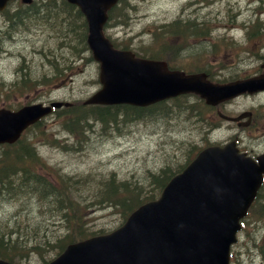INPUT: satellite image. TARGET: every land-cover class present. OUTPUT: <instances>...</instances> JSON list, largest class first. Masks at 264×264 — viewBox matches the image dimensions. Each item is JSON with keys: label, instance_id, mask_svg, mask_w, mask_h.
I'll return each instance as SVG.
<instances>
[{"label": "rangeland", "instance_id": "374dc122", "mask_svg": "<svg viewBox=\"0 0 264 264\" xmlns=\"http://www.w3.org/2000/svg\"><path fill=\"white\" fill-rule=\"evenodd\" d=\"M128 2V6L122 9L129 11L124 16L125 24H110L105 27V33L116 42L129 45L133 50H140L137 47H152L153 33L150 30L160 23L173 20L181 13L184 18L203 21L201 25L207 28V32L203 36L191 37L187 42L178 43L186 49L181 51L173 65H185L200 54L201 57L195 64L186 67L207 66L214 78L228 80L249 72L251 59L255 57V62L258 59L259 63L264 54V0ZM187 2L190 4L186 5ZM256 20L261 22L259 28L262 32L248 37L246 31ZM239 22H244L245 25ZM7 26L4 15L0 13V105L16 108L26 102H48L51 99L77 101L87 97L100 86L98 63L93 59L84 58L89 56V50L83 51L80 57L73 56L81 45L80 32L64 36L60 27L51 28L47 24L33 22L24 29L14 30L12 35L8 36L3 31ZM75 32H78V28ZM166 40L175 42L170 38ZM214 42L221 44L219 50L215 49ZM47 56H55L62 61L60 56L66 64H72V67L67 69L69 73L64 82L52 78L46 81L45 87H40L34 92L32 87L17 88L14 84L19 70L17 67L30 73L32 78L51 76L54 70L48 64ZM62 64L60 62L58 66ZM28 84L33 83L28 81ZM190 101L193 99L187 100ZM251 107L264 110V93L242 95L221 105L222 111L230 115ZM196 114L194 121L187 117L185 111L181 117L179 115L174 118V121L167 120L165 114H155L144 119L118 120L106 127H102L97 121H90L91 125L87 128L84 139L77 142L61 126L59 118L53 113L46 116L39 127L29 129L24 136L34 142L38 153L51 166V174L55 175L56 171H59L81 176L82 179H91L88 184L81 185L80 201L86 225L90 232L108 231L122 223L123 217L113 207H97L93 203V189L96 181L105 179L110 171L117 179L139 184L143 191H147L152 186L150 178L156 175L159 167L169 165L174 172L178 169L176 167L193 153L195 147L207 142L222 143L237 133L238 145L243 150L249 151L250 154L264 150L262 125L254 133L250 130L239 131L234 123L215 115L212 118L215 127L206 132L203 129L205 125L200 121L202 112L198 114L197 111ZM262 117L264 118V115ZM42 130L49 133L43 134ZM52 136H56L58 144L48 141ZM65 143L74 144V147H62ZM6 192H0V226L3 229H13L17 223L15 227L25 236L30 231L41 230L42 233L46 230L48 233H59L65 230L61 229L58 215L37 196H9ZM261 202L253 208L250 216L246 217L238 233V240L231 247L229 264H264V255L257 245L259 238L264 234L263 218L257 216L258 210L263 206ZM54 253L50 248L28 250L24 255H16L13 261L17 264H44V259L48 261Z\"/></svg>", "mask_w": 264, "mask_h": 264}, {"label": "water", "instance_id": "95a60500", "mask_svg": "<svg viewBox=\"0 0 264 264\" xmlns=\"http://www.w3.org/2000/svg\"><path fill=\"white\" fill-rule=\"evenodd\" d=\"M88 22L87 41L100 60L102 86L86 103L128 102L144 105L183 91H195L209 103L239 92L264 89V72L256 77L214 84L204 73L185 75L161 60L136 58L112 46L101 32L105 10L116 0H70ZM6 0H0V8ZM52 101L0 108V142H12L21 130L52 106ZM249 112H243L237 119ZM243 122V124H246ZM264 152L255 159L239 152L235 139L201 149L172 176L158 199L139 205L119 227L70 242L47 264H228L239 218L247 212L263 180ZM0 264H15L0 259Z\"/></svg>", "mask_w": 264, "mask_h": 264}, {"label": "trees", "instance_id": "16d2710c", "mask_svg": "<svg viewBox=\"0 0 264 264\" xmlns=\"http://www.w3.org/2000/svg\"><path fill=\"white\" fill-rule=\"evenodd\" d=\"M67 4V3H66ZM70 6L69 4H67ZM72 7V6H70ZM74 9L73 14L80 17V12ZM10 20L14 21L16 18L9 17ZM62 62V66H58ZM48 64L52 66L56 72V75H62L64 62L58 59L48 60ZM23 77L28 79L30 82L35 83L40 78H32L30 73L28 76L25 74ZM42 77V76H41ZM185 96V95H184ZM200 100L195 99L193 102L186 103L188 107H193L196 112H201ZM162 102L155 104L154 106H160ZM126 109H132V114L135 117L141 116L142 108H134L131 106H124ZM110 106L94 105V106H82L72 105L65 107V118H63V125L65 128L70 130L75 135L82 136L85 127L88 125L90 118L97 119L101 123L106 124L108 121L116 120L117 110H112ZM204 108V107H203ZM11 147L5 145L2 156L0 157V186L5 189H9L8 186L15 185L16 189L22 188L27 183V175L30 174L28 167L34 164H42L43 162L35 156V152L30 149L27 145H21L20 151L10 156ZM170 169V170H169ZM169 165L159 167V172L156 175L151 176L150 184L147 191H143L139 184H132L128 180H117L113 174H109L105 179H99L96 181V186L93 189V203L97 207L110 206L115 208L121 216H126L130 210H132L139 202L144 199L152 198L154 192L157 191L164 183L165 178L172 173ZM19 174L17 177H14ZM35 175L33 183H40L43 189L48 194V203L52 206L54 213L58 215L60 220L61 229H65L62 232H50L44 230L41 233L39 231H30L25 236L21 233V230L13 226V229H3L0 226V257L13 259L16 255H24L28 250H45L47 248L53 249L54 251L61 250L65 242L68 240H75L86 234H89L88 226L86 225V218L84 216L83 206L81 204V185L88 184L90 182L89 177L82 179L79 177H72L71 175H60L57 184H53L43 176ZM151 175V174H150ZM141 193V194H140ZM258 204L261 202L258 201ZM254 203V204H255ZM251 206V209L254 207ZM263 205L257 212L258 218H263L264 221V202ZM54 235V237H53ZM53 237V238H52ZM260 250L264 254V236L260 242ZM17 250V252H15Z\"/></svg>", "mask_w": 264, "mask_h": 264}, {"label": "flooded vegetation", "instance_id": "af4514ba", "mask_svg": "<svg viewBox=\"0 0 264 264\" xmlns=\"http://www.w3.org/2000/svg\"><path fill=\"white\" fill-rule=\"evenodd\" d=\"M20 2V0H13V2ZM33 2V0H31V2L30 3H25V4H17V5H15L16 7H24V6H26V7H28V8H38L39 6H37V5H34V4H31ZM259 72L260 71V69H259V65H258V67H256L255 68V70L253 71V72ZM252 72V73H253Z\"/></svg>", "mask_w": 264, "mask_h": 264}]
</instances>
